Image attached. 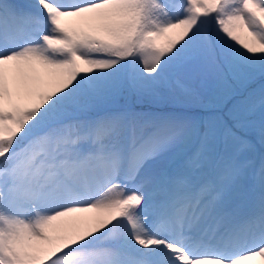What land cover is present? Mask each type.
I'll return each mask as SVG.
<instances>
[{
	"label": "snow or ice",
	"instance_id": "6c2138e0",
	"mask_svg": "<svg viewBox=\"0 0 264 264\" xmlns=\"http://www.w3.org/2000/svg\"><path fill=\"white\" fill-rule=\"evenodd\" d=\"M0 264H264V0H0Z\"/></svg>",
	"mask_w": 264,
	"mask_h": 264
},
{
	"label": "rangeland",
	"instance_id": "374dc122",
	"mask_svg": "<svg viewBox=\"0 0 264 264\" xmlns=\"http://www.w3.org/2000/svg\"><path fill=\"white\" fill-rule=\"evenodd\" d=\"M261 81L259 79L252 85L253 88L259 89L261 86ZM125 108H133L136 110H145V111H161V112H183L186 109L175 102L168 96L164 94L159 99H153L149 97H137L130 94H123L115 101H110L100 106L97 111L101 114L109 111H120ZM257 149L259 152V145L257 144ZM259 154V153H258ZM257 154V155H258Z\"/></svg>",
	"mask_w": 264,
	"mask_h": 264
},
{
	"label": "bare ground",
	"instance_id": "6f19581e",
	"mask_svg": "<svg viewBox=\"0 0 264 264\" xmlns=\"http://www.w3.org/2000/svg\"><path fill=\"white\" fill-rule=\"evenodd\" d=\"M258 153H259V152H258ZM258 153H257V154H258Z\"/></svg>",
	"mask_w": 264,
	"mask_h": 264
}]
</instances>
